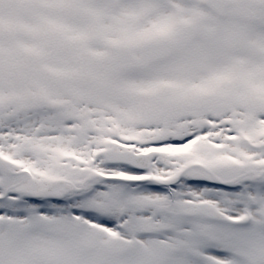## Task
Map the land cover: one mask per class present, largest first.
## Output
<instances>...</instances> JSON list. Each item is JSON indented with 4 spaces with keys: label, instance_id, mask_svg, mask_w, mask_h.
Wrapping results in <instances>:
<instances>
[{
    "label": "snow or ice",
    "instance_id": "1",
    "mask_svg": "<svg viewBox=\"0 0 264 264\" xmlns=\"http://www.w3.org/2000/svg\"><path fill=\"white\" fill-rule=\"evenodd\" d=\"M0 264H264V0H0Z\"/></svg>",
    "mask_w": 264,
    "mask_h": 264
}]
</instances>
